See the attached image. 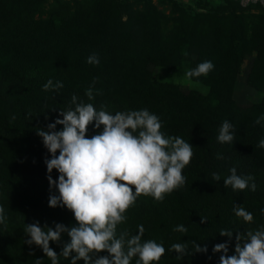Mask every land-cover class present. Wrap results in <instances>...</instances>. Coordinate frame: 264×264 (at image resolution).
Wrapping results in <instances>:
<instances>
[{
	"label": "trees",
	"instance_id": "16d2710c",
	"mask_svg": "<svg viewBox=\"0 0 264 264\" xmlns=\"http://www.w3.org/2000/svg\"><path fill=\"white\" fill-rule=\"evenodd\" d=\"M156 1L0 0V264H264V8Z\"/></svg>",
	"mask_w": 264,
	"mask_h": 264
},
{
	"label": "rangeland",
	"instance_id": "374dc122",
	"mask_svg": "<svg viewBox=\"0 0 264 264\" xmlns=\"http://www.w3.org/2000/svg\"><path fill=\"white\" fill-rule=\"evenodd\" d=\"M173 1H175L182 7H188L193 3L194 0H173ZM152 2L156 3L157 1L152 0ZM247 64H248V59L245 61L244 64V74L247 69ZM151 69H152L151 70L152 76L155 80H159V81L170 80L175 84H177L180 87V89L183 91L194 89L201 93L205 92V88L203 86L191 82L190 80L187 79L184 68H181L179 72H167L160 68H151ZM232 97L235 103L238 105H249L259 98V94L245 85L244 75L242 74L235 83Z\"/></svg>",
	"mask_w": 264,
	"mask_h": 264
},
{
	"label": "built area",
	"instance_id": "2783aa9c",
	"mask_svg": "<svg viewBox=\"0 0 264 264\" xmlns=\"http://www.w3.org/2000/svg\"><path fill=\"white\" fill-rule=\"evenodd\" d=\"M238 3L241 8H247L250 6H259L264 8V0H233Z\"/></svg>",
	"mask_w": 264,
	"mask_h": 264
}]
</instances>
